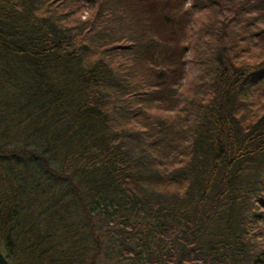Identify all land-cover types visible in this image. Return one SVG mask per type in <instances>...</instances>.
<instances>
[{
	"label": "trees",
	"instance_id": "1",
	"mask_svg": "<svg viewBox=\"0 0 264 264\" xmlns=\"http://www.w3.org/2000/svg\"><path fill=\"white\" fill-rule=\"evenodd\" d=\"M263 98L264 0H0V264H264Z\"/></svg>",
	"mask_w": 264,
	"mask_h": 264
},
{
	"label": "rangeland",
	"instance_id": "2",
	"mask_svg": "<svg viewBox=\"0 0 264 264\" xmlns=\"http://www.w3.org/2000/svg\"><path fill=\"white\" fill-rule=\"evenodd\" d=\"M90 13L88 12H84L82 14V17L85 19L89 16ZM191 70V69H190ZM192 76L196 75L195 70H193L191 72ZM254 93L256 94V97L259 94V90H255ZM255 98V97H254ZM264 102V98L262 99ZM5 101H11L9 100V98H7ZM1 123H5V126L7 125L5 121L1 122ZM3 124L0 125V127H5ZM18 142V141H17ZM16 142V144H17ZM0 185H1V180H0ZM47 190V189H46ZM54 195H57V192L55 190H53ZM64 191H62V193L58 194L59 196H61L63 198L64 196ZM52 194L48 193L47 194V199L51 198ZM43 201V200H42ZM63 201H65V199H63ZM51 204V202L46 203L44 205V207L49 206ZM43 207V208H44ZM51 208V207H49ZM71 206L68 205L67 209H70ZM43 210V209H41ZM40 210V211H41ZM39 211V213H35L34 215V222L31 219V222L27 221V225L22 226L21 228V243L18 244V249L23 250V255H22V264H49L50 263V258H52L53 256H56V253H61L62 255L66 254L67 255V251L68 249L71 247V249L75 248L76 246H79L83 244V237L82 236H77L75 239L70 238L69 235H67V232H63L61 231L56 237L52 236V231H50L49 233L46 231V229L48 228V225H50L53 221H55L53 215L49 216L52 219H47V221L43 220V224H42V230L38 227H33L35 221L38 222V218L39 215L42 214ZM62 215V219L65 221L68 220V224L71 225V223L73 222V220H69L67 218V215H69L68 212H61L60 213ZM74 216L76 217V222L79 223L80 225H82V227L85 226L86 219L82 216V215H76L74 214ZM21 219H25L24 216L21 217ZM62 225L63 223L60 222ZM30 225V226H29ZM32 229H31V228ZM90 227V226H89ZM54 232V231H53ZM93 235L94 231H92ZM92 237V235H90ZM94 239V236L92 237ZM81 241V242H80ZM89 246H93L92 242L89 244ZM55 254V255H54ZM65 256V255H64ZM21 257V254H20ZM16 259H17V255H16ZM97 262L96 264H118V263H112L111 261L109 262L107 259H109L108 257L106 258V256L104 254H99V257L97 258ZM1 263L2 264H16L19 263L16 260L15 263V259L14 257H9L8 254L6 253L4 255V258L1 257ZM20 264V263H19Z\"/></svg>",
	"mask_w": 264,
	"mask_h": 264
}]
</instances>
